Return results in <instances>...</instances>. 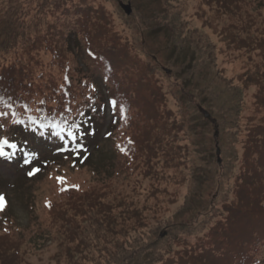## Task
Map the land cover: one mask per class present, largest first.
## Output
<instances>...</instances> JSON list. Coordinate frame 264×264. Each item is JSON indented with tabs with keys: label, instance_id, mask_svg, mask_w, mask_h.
I'll use <instances>...</instances> for the list:
<instances>
[{
	"label": "rangeland",
	"instance_id": "rangeland-1",
	"mask_svg": "<svg viewBox=\"0 0 264 264\" xmlns=\"http://www.w3.org/2000/svg\"><path fill=\"white\" fill-rule=\"evenodd\" d=\"M16 2L22 3L27 20L43 18L44 0ZM121 4L131 5L132 14L127 15ZM93 5L107 14L102 23L107 37L99 39V46L104 47L108 39L128 59L120 62L126 84L105 88L99 80L97 96L107 103L110 98L123 100L120 94L125 92L133 106L129 111L133 126L127 127L120 112L112 123L107 107L91 156L77 160L50 154L44 158L50 160L48 165L32 177L8 164L11 159L0 158V195L6 199L0 211V235L6 230L14 233L16 244L25 241L21 243L23 264H199L203 248L212 247L227 260L228 251H217L225 241L215 229L231 218L225 208L240 207L245 197L252 198L248 172L252 168L253 177L261 171L256 165L264 154L259 156L251 141L264 118V109L256 105L258 88L243 83L244 73L255 76L263 68L261 55L254 51V36L260 31L249 27L250 36L242 39L243 34L232 28L242 32L248 20L218 13L208 0H96ZM241 7L249 19L264 26V0H241ZM226 29L232 31V41H243L241 46L249 49L240 50L224 35L225 40ZM73 53L78 64L84 60ZM44 61L49 63L51 56ZM53 72L61 80L59 70ZM135 88L148 101L152 95L144 108L148 115L133 105L139 97ZM94 103L91 107L99 110L101 106ZM144 132H149L147 139ZM132 135L138 142L145 140L143 147L135 148V162L133 147L123 148ZM260 177L263 180L255 188L264 208V172ZM69 186L81 192H104L102 206L111 202L123 214L140 213L133 219L138 225L130 229L119 224L105 234L98 222L85 220L95 218L94 214H86L78 217L79 226L68 234L62 223L53 221L46 205ZM232 219L224 228L227 233L247 239L256 232L240 219ZM259 229L263 231L256 236L261 238L264 229ZM18 231L21 236L15 234ZM95 235L103 237L101 244L84 240ZM83 240L87 247L71 258L67 251Z\"/></svg>",
	"mask_w": 264,
	"mask_h": 264
},
{
	"label": "trees",
	"instance_id": "trees-1",
	"mask_svg": "<svg viewBox=\"0 0 264 264\" xmlns=\"http://www.w3.org/2000/svg\"><path fill=\"white\" fill-rule=\"evenodd\" d=\"M95 1L44 0L43 18L27 20L23 14L22 3L20 6L16 0H0V140L7 139L10 143H16L21 149L37 154L32 157L33 167L43 169L47 166L50 160L44 158L50 154L56 158L74 157L70 151L67 153L60 151L61 141L51 134L50 128H42L40 126L42 122L61 123L64 119L72 122L74 119H81L80 112L86 113L85 118L90 116V124L94 127L95 134L80 141L85 146V151L81 153V156L87 157L91 156L89 150L97 144L101 125L105 122L104 111L107 107L110 108L111 100L117 102V114L120 108H125L122 116L128 124L127 127L133 126L132 115L129 116V111L131 113L133 106L125 92L120 94L125 96L123 100L119 98L122 101L110 98L109 102L105 103L101 102L102 96H97L99 80L105 88L111 85L120 88V85L126 84V78L120 75L122 72L120 62L125 64L128 59L127 56L118 53V47L115 43L111 44L108 39L104 41V47L99 46V39L102 41L105 39L103 37H107L108 29L102 24L107 19V14L102 7L96 8L93 5ZM208 1L218 13H228L233 18L238 17L240 21H244L245 18L248 20L250 24L244 26L242 32L237 31L235 27L232 28L234 32L243 34L242 39L250 36L249 27L260 31H257L254 36L256 42L254 51H258L261 55L263 68L255 76H251L250 71H247L242 81L246 86L249 84L257 86L256 105L264 109V38L261 36L264 26L247 17L248 13L242 10L241 0ZM47 19L52 21L51 25ZM222 35L225 40L228 37L230 43L236 44L240 50L249 49L248 46H241L243 41H239L240 43L232 41L229 36L232 35L230 29L224 30ZM105 42L111 45L106 46ZM72 51H76L83 57L84 60L81 59V62L84 68L81 62L78 64L74 60ZM47 55L51 56L49 63L44 61ZM55 69L59 70L62 75L61 80L54 74ZM140 81H142L141 78L138 82ZM134 91L139 97L138 100L133 101V105L135 107L139 105L141 109L143 108V113H146L144 108L146 102L152 101V95L151 101H148L137 88ZM156 100L155 95L153 101ZM94 101H97L96 104L101 106L100 109L103 108V111L96 107L97 111L90 110L95 104ZM66 109H71V112H67ZM30 118L36 123H31ZM147 118L145 117L146 120ZM254 129L251 141L261 156L264 153V118L262 123ZM143 134L147 139L149 132ZM110 135L111 133L105 134L104 138L108 139ZM130 137L129 143L124 144L123 148L133 147L132 160L135 162L138 158L135 148L143 147L145 140L138 142V138L134 135ZM5 151L10 150L5 148ZM40 162L42 163L39 164ZM8 164H13L17 171L27 170V173L33 168L25 164L23 152L19 151L14 158L8 161ZM256 168L261 171L254 173L253 177L252 168L248 172L252 198L245 197V200L240 202V207L235 205L225 208L231 214V218L226 217L225 226L221 224L215 229L223 233L222 239L225 241L219 243L222 246L218 247L217 251L222 252V249H225L231 255L230 258L225 260L226 258L218 257L212 252L213 247L209 250L203 248L204 254L201 257L203 262L201 258H197L201 262L199 264H239L240 261H244L243 264H264V235L261 238L256 236L263 231L259 227L264 229V208L259 188H255L256 184H261L263 180L260 176L264 172V154L260 157ZM240 192L243 193V191ZM59 193L58 200L48 202L46 207L53 221L58 224L62 223V228L68 230V234L72 235V228L79 226L78 217H84L86 214H94L95 218L87 217L85 220L98 222L104 227L105 234L115 230L119 224L122 226L128 224L130 229L138 225L133 219H138L140 213L123 214L118 210L119 206L111 202L108 203L110 205L102 206L99 201L104 196V192L98 189L81 192L76 186H69L61 189ZM116 211L119 213L116 214ZM233 217L240 219V223L251 226L253 231H256L252 233L254 237L249 235L246 239L239 233L238 236L227 233L224 228L230 224V220H234ZM3 231L6 233L0 235V264H23L21 256L24 253H22L21 243L24 245L25 241L18 242L20 244L18 245L13 239L14 233ZM15 234L21 236L22 232L18 231ZM102 238L100 235H95L94 239L85 238L84 240L90 244H101ZM84 240L76 249L67 251L71 258L75 256L73 253L81 254L82 246H85L84 249L87 247ZM69 241H71L70 236ZM236 242L239 243L238 246H235ZM254 251H259V253L254 255Z\"/></svg>",
	"mask_w": 264,
	"mask_h": 264
},
{
	"label": "snow or ice",
	"instance_id": "snow-or-ice-1",
	"mask_svg": "<svg viewBox=\"0 0 264 264\" xmlns=\"http://www.w3.org/2000/svg\"><path fill=\"white\" fill-rule=\"evenodd\" d=\"M91 55V53H90ZM91 100V98H89ZM111 112H110V119L112 123H116V116H117V102L115 100H111L109 102ZM92 112L97 111L95 107L90 109ZM103 111V108L100 109ZM67 112H71V109H66ZM123 108H120L119 112L120 115H123ZM79 116L81 119L73 120L69 122L67 119H64L61 123L51 122V123H41L42 128H50L51 134L55 137H58L61 141V152H71L75 159H81V153L85 151V146L80 143V141L84 140L85 137L94 135L95 129L91 126L90 121L91 117L87 116L86 113L80 112ZM31 123H36L35 120L30 118ZM5 148L9 149L10 151H5ZM23 152L24 155V162L26 165H31L33 163L32 157L36 156L35 153H29L28 151L19 148L16 143H10L9 140L4 139L0 140V158L9 160L16 156L17 152ZM67 158V157H66ZM86 158V157H85ZM75 167V164L73 165ZM41 171L40 167H33L28 172L29 176H34ZM59 183H63V180L58 178ZM67 191L68 189H64ZM6 207V199L4 196L0 195V211H2Z\"/></svg>",
	"mask_w": 264,
	"mask_h": 264
},
{
	"label": "water",
	"instance_id": "water-1",
	"mask_svg": "<svg viewBox=\"0 0 264 264\" xmlns=\"http://www.w3.org/2000/svg\"><path fill=\"white\" fill-rule=\"evenodd\" d=\"M121 7H122V9L125 11V13L127 15H131L132 14V7H131V5L121 4ZM205 115H206V117H208V114L205 113Z\"/></svg>",
	"mask_w": 264,
	"mask_h": 264
}]
</instances>
